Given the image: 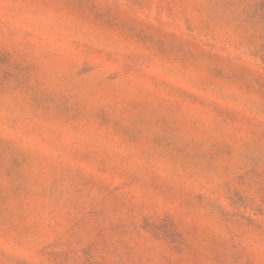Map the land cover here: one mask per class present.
Masks as SVG:
<instances>
[{
	"label": "rangeland",
	"instance_id": "1",
	"mask_svg": "<svg viewBox=\"0 0 264 264\" xmlns=\"http://www.w3.org/2000/svg\"><path fill=\"white\" fill-rule=\"evenodd\" d=\"M0 264H264V0H0Z\"/></svg>",
	"mask_w": 264,
	"mask_h": 264
}]
</instances>
